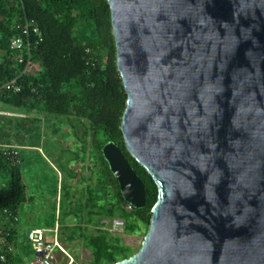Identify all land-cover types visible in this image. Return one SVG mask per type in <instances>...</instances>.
Returning a JSON list of instances; mask_svg holds the SVG:
<instances>
[{
  "label": "water",
  "instance_id": "water-1",
  "mask_svg": "<svg viewBox=\"0 0 264 264\" xmlns=\"http://www.w3.org/2000/svg\"><path fill=\"white\" fill-rule=\"evenodd\" d=\"M107 2L122 137L157 186L140 247L112 264H264V0ZM102 154L144 207L120 147Z\"/></svg>",
  "mask_w": 264,
  "mask_h": 264
},
{
  "label": "trees",
  "instance_id": "trees-1",
  "mask_svg": "<svg viewBox=\"0 0 264 264\" xmlns=\"http://www.w3.org/2000/svg\"><path fill=\"white\" fill-rule=\"evenodd\" d=\"M23 17L33 19L41 39L32 50L35 64L23 80L19 93L2 91L0 103L8 110L31 115L65 116L75 130L84 158L87 176L71 170L76 181L87 180L80 190L65 184L60 208L64 215L73 214L75 222L62 226L71 230L62 239L81 238L92 251L88 264H112L130 256L131 248L103 226L105 219H123V231L135 232L141 224L147 230L151 208L157 199V186L147 170L127 151L120 122L127 95L116 65V48L107 0H0V86L16 71L8 49L11 25ZM41 119L37 116H9L0 113V144L36 146L27 135ZM87 123H86V122ZM21 133V134H20ZM115 142L145 184L146 205L135 208L124 200L119 184L103 157L102 146ZM11 148H9L10 150ZM17 155L0 149V213L6 209L17 213L18 207L31 197L27 194ZM71 188V189H70ZM79 193V196L77 194ZM65 202V203H64ZM64 205V208H63ZM4 236L14 244L15 252L30 249L27 235L18 236V220L0 224ZM6 250V249H5ZM7 254L6 264H21Z\"/></svg>",
  "mask_w": 264,
  "mask_h": 264
},
{
  "label": "rangeland",
  "instance_id": "rangeland-1",
  "mask_svg": "<svg viewBox=\"0 0 264 264\" xmlns=\"http://www.w3.org/2000/svg\"><path fill=\"white\" fill-rule=\"evenodd\" d=\"M0 108L6 107L0 103ZM2 111L0 110V113H4ZM4 111L8 112L7 110ZM4 114L16 116L15 114ZM22 114L23 116L27 115V117L37 116L41 121L33 127L31 133L26 137L30 143H33V140L36 141V146L16 144L13 147L21 165L27 194L31 197L18 207V236L23 238L31 228L40 227L48 229L46 235L48 238H52L51 229L57 224L58 236L67 254L63 255L59 250H55L54 261L58 264H66L70 261L71 264H88L92 258L91 249L84 246L81 238L72 241L62 239L61 236L71 233V230L62 226L60 221L63 217L64 225L76 221L73 214L64 215L60 208L64 185L71 184V188L79 190L88 182L87 180L76 181L77 178H80L81 173L87 176L89 171L84 170L82 166L92 162V158L88 154H86L84 161L78 162L74 159L77 153H79L80 159L84 158L74 134L76 129H80L76 125L73 127L69 124L66 117L62 115L48 114L45 117L42 114ZM70 169L77 172V178L69 176V174L71 175ZM104 221L103 226L108 232L130 247L132 254L138 250L146 232L144 226L140 224L135 232L126 234L123 231V219L118 217L106 218ZM24 242H27L30 249H27L26 252H15V258H21V264H30L34 256L33 250L29 241L25 239Z\"/></svg>",
  "mask_w": 264,
  "mask_h": 264
},
{
  "label": "built area",
  "instance_id": "built-area-1",
  "mask_svg": "<svg viewBox=\"0 0 264 264\" xmlns=\"http://www.w3.org/2000/svg\"><path fill=\"white\" fill-rule=\"evenodd\" d=\"M11 30L12 33L8 41V49L12 55L13 65L16 67V71L10 79L1 84L0 89L2 91L19 93L23 88V80L32 71V66L35 64L32 59V50L41 39V31L38 24L28 17H23L22 20L12 23ZM2 112L23 116V114L19 112L11 113L4 110ZM13 147L14 146L0 144V149H3L4 153H13L16 155V151ZM9 148L11 149L9 150ZM17 161H19V159H17ZM10 219L17 221V213H12L4 209L0 213V223ZM47 231L48 229L40 227L31 228L28 231L27 239L34 254L30 264H58L54 261L55 250H59L63 255L67 254L59 239L57 224L51 229V232H53L52 238L47 237ZM2 232L1 230L0 233ZM3 233L7 235L6 232ZM14 252V244L2 236L0 238V260L5 262L8 260L7 254L10 253V255H14ZM66 264H71V261Z\"/></svg>",
  "mask_w": 264,
  "mask_h": 264
},
{
  "label": "crops",
  "instance_id": "crops-1",
  "mask_svg": "<svg viewBox=\"0 0 264 264\" xmlns=\"http://www.w3.org/2000/svg\"><path fill=\"white\" fill-rule=\"evenodd\" d=\"M0 110H1V108H0ZM13 146H15V145H13ZM18 215V214H17Z\"/></svg>",
  "mask_w": 264,
  "mask_h": 264
},
{
  "label": "flooded vegetation",
  "instance_id": "flooded-vegetation-1",
  "mask_svg": "<svg viewBox=\"0 0 264 264\" xmlns=\"http://www.w3.org/2000/svg\"><path fill=\"white\" fill-rule=\"evenodd\" d=\"M78 190V189H77ZM80 190V189H79Z\"/></svg>",
  "mask_w": 264,
  "mask_h": 264
}]
</instances>
